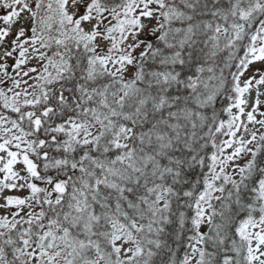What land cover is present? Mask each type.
I'll return each mask as SVG.
<instances>
[{"label":"snow or ice","instance_id":"6c2138e0","mask_svg":"<svg viewBox=\"0 0 264 264\" xmlns=\"http://www.w3.org/2000/svg\"><path fill=\"white\" fill-rule=\"evenodd\" d=\"M0 264H264V0H0Z\"/></svg>","mask_w":264,"mask_h":264}]
</instances>
